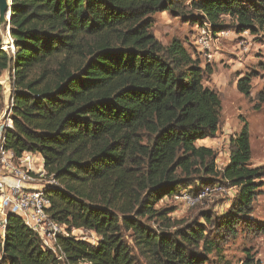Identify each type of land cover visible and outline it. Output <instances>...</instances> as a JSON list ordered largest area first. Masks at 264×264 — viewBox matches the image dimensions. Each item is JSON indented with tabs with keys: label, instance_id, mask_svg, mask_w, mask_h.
<instances>
[{
	"label": "trees",
	"instance_id": "trees-1",
	"mask_svg": "<svg viewBox=\"0 0 264 264\" xmlns=\"http://www.w3.org/2000/svg\"><path fill=\"white\" fill-rule=\"evenodd\" d=\"M161 11L207 21L214 31L228 16L238 33L264 36V0H12L14 52L0 35V76L10 69L13 84L6 146L17 157L40 154L47 177L58 181L46 194L65 226L58 243L67 259L10 213L0 264H205L218 248L206 227L212 213L202 212L204 225L157 204L180 189L197 194L203 186L195 181L212 176L236 187L216 227L249 222L264 186V166L251 164L249 124L231 138L229 161L218 169L215 151L198 144L215 137L221 121V98L204 84L213 71L184 40L157 38L153 15ZM237 87L250 97L252 77ZM256 101L261 108L264 87ZM73 229L99 239L90 243ZM242 264L261 263L247 251Z\"/></svg>",
	"mask_w": 264,
	"mask_h": 264
},
{
	"label": "rangeland",
	"instance_id": "rangeland-1",
	"mask_svg": "<svg viewBox=\"0 0 264 264\" xmlns=\"http://www.w3.org/2000/svg\"><path fill=\"white\" fill-rule=\"evenodd\" d=\"M227 17H224V31L226 33L218 43L219 49L214 58L210 62L201 58L203 67L208 65L213 71L212 74L205 75L204 84L219 94L222 101V112L216 136L206 138L200 144L211 147L215 151L218 169H222L229 161L231 138L241 131L245 122H248L252 146L251 164L264 166V104L261 108L255 107L257 93L264 87V36L249 32L238 33L230 17ZM153 19L152 31L160 41L168 44L174 37H178L185 41L188 50L195 57L198 56L193 42L200 34L199 27L205 22L202 24L195 23L189 17H177L170 11L157 12L153 15ZM8 50L9 52L12 51L10 47ZM244 75L252 77L250 97L242 94L237 87L239 78ZM0 84L3 86L0 127L6 128L8 125L12 127L13 120L10 109L12 107L13 84L10 69H7L0 76ZM40 157L41 155L37 153L24 154L21 164L46 183L48 178L45 175L43 160ZM209 179V182L196 180L193 186L198 185L200 189L202 186L213 185L220 189L204 198L200 204L188 207L172 195L173 197H165L164 200H161L157 207L172 209V218L187 222L199 220V223L204 225H206L205 221L200 219L202 212L209 211L212 213V224H208L206 227L208 237L214 240L218 248L207 255L208 261L205 264H242L247 251H251L255 258L264 264V186L262 193L253 204V212L249 222L247 224L240 222L235 228L229 230L217 228L215 221H218L229 210L236 187L230 186L229 183L219 177L212 176ZM189 189L191 188L180 189L179 192ZM196 190L192 189V191ZM149 223V225L156 227L153 222ZM174 229L176 228H172V231ZM72 235L94 244L99 239L95 232L85 229H73ZM125 238L133 247L129 233H125ZM134 253L137 254L135 249ZM140 262L145 264L142 260Z\"/></svg>",
	"mask_w": 264,
	"mask_h": 264
},
{
	"label": "built area",
	"instance_id": "built-area-1",
	"mask_svg": "<svg viewBox=\"0 0 264 264\" xmlns=\"http://www.w3.org/2000/svg\"><path fill=\"white\" fill-rule=\"evenodd\" d=\"M199 28L200 34L193 42L196 55L210 62L217 53L218 43L226 31H214L207 21ZM9 47L13 52L15 51L12 38H9V43L4 49L9 51ZM11 102L13 105V99ZM10 111H12V107ZM8 127H0V239L4 236L8 215L14 213L21 216L37 234L45 249L51 250L59 261H66V254L58 243V236L64 234L65 226L52 217L51 200L46 194V189L57 185L58 181L45 174L48 178L45 183L30 169H25L21 162L26 153L22 157H17L6 146L4 133ZM218 189L220 188L207 185L197 194L185 190L176 193L174 197L188 207H193Z\"/></svg>",
	"mask_w": 264,
	"mask_h": 264
},
{
	"label": "water",
	"instance_id": "water-1",
	"mask_svg": "<svg viewBox=\"0 0 264 264\" xmlns=\"http://www.w3.org/2000/svg\"><path fill=\"white\" fill-rule=\"evenodd\" d=\"M11 5H12V0H0V20H1L0 35H1V40H2L1 44L3 49L9 43V38H11V26H10Z\"/></svg>",
	"mask_w": 264,
	"mask_h": 264
},
{
	"label": "crops",
	"instance_id": "crops-1",
	"mask_svg": "<svg viewBox=\"0 0 264 264\" xmlns=\"http://www.w3.org/2000/svg\"><path fill=\"white\" fill-rule=\"evenodd\" d=\"M227 18H228V17H227ZM203 140H204V139H203ZM203 140H199V141H198V144L201 145L200 142L203 141ZM26 154H33V153H26ZM40 158L42 159V157H40ZM42 160H43V159H42ZM227 163H228V162H227Z\"/></svg>",
	"mask_w": 264,
	"mask_h": 264
}]
</instances>
